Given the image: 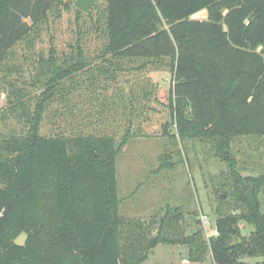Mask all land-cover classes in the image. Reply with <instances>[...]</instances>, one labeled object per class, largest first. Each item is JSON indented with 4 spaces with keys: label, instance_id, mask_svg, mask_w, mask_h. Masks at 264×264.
Masks as SVG:
<instances>
[{
    "label": "trees",
    "instance_id": "trees-1",
    "mask_svg": "<svg viewBox=\"0 0 264 264\" xmlns=\"http://www.w3.org/2000/svg\"><path fill=\"white\" fill-rule=\"evenodd\" d=\"M70 8L65 0H0V87L8 88L0 108V264H142L159 244L180 243L167 234L169 215L159 221V233L147 247L154 223L121 215L118 136L93 129L43 133L46 109L71 75L110 66L109 57L140 72L166 67L173 78L166 105L171 121L159 124L158 131H142L138 116L154 110L148 106L152 91L144 85L140 102L132 97L125 104L126 127L119 125L124 142L141 136L206 138L229 166L228 197L236 196L246 212L219 216L217 235L198 248L210 250L214 264H251L244 257H261L264 264L259 200L264 177L242 176L231 153L232 137L264 136V0H102L89 14L76 9L77 18L90 21L87 32L104 40L99 58L87 56L81 39L67 65L60 64L53 43L48 59L36 56L50 14L58 20ZM203 11L206 19L193 18ZM20 46L40 65L45 79L40 89L32 78L28 83L10 74ZM19 83L38 92L32 97ZM103 101L106 108L108 98ZM104 113L110 118L119 110ZM240 221L254 226L249 236ZM23 232L29 239L19 247L15 240Z\"/></svg>",
    "mask_w": 264,
    "mask_h": 264
},
{
    "label": "rangeland",
    "instance_id": "rangeland-1",
    "mask_svg": "<svg viewBox=\"0 0 264 264\" xmlns=\"http://www.w3.org/2000/svg\"><path fill=\"white\" fill-rule=\"evenodd\" d=\"M65 1L71 8L63 12L58 20L50 14L49 22L43 25L41 37L37 40L36 56L42 54L48 59L53 43L60 64L63 60L67 65L68 57L76 55V44L81 39L87 56L93 60L101 55L100 40L103 39L96 38L98 33L91 29L90 33L87 32L90 21L85 15L77 18V0ZM193 18L206 19L207 12L203 11ZM16 50L19 57L12 62L16 66L10 73L12 77H19L28 83L32 78L37 82L36 88H42L44 74L40 65L36 64L37 61L33 60L34 56L25 47L20 46ZM109 58L110 66L105 65L101 69L94 65L88 73L83 70L73 73L71 81L61 90L57 89L56 93L60 91L55 101L45 112L43 133L58 136L93 129L111 131L118 136L115 148L118 150L117 195L121 215L126 219H142L150 225L154 223L146 236L147 242L144 241L145 247L159 233V221L166 215L170 216L167 234L180 241L178 244H159L142 264H214L210 250L203 251L198 248L199 245L217 235L215 223L219 216L246 212V205L238 202L236 196L228 197L227 193L232 191L228 164L216 154L214 141L206 138L180 140L178 136H141L124 142L122 137L126 124L122 113L125 112V104L130 105L132 97L137 104L144 85L147 91H152L153 97L148 106L154 110L149 115L138 116L142 131L152 133L159 129V124L171 121L166 105L171 96L173 78L166 67H154L140 72L127 69L119 59ZM71 83L79 90H72ZM2 86L0 108L5 106L8 95V88ZM18 87L28 89L32 97L38 92L30 84L19 83ZM132 89H136L135 94L129 97ZM78 95L80 98H77ZM105 97L108 98L105 101L106 108L103 106ZM112 107L119 110V114L112 113L108 118L104 110ZM83 110L85 113L79 115V111ZM121 123L123 128L119 127ZM11 124L9 121L7 126L11 127ZM231 153L238 162L242 176L264 177V136L232 137ZM162 166L167 168L159 171ZM259 200L264 213V184L259 192ZM239 227L246 236L254 228L246 221H240ZM244 261L261 264L263 258L244 257Z\"/></svg>",
    "mask_w": 264,
    "mask_h": 264
},
{
    "label": "water",
    "instance_id": "water-1",
    "mask_svg": "<svg viewBox=\"0 0 264 264\" xmlns=\"http://www.w3.org/2000/svg\"><path fill=\"white\" fill-rule=\"evenodd\" d=\"M98 1L99 0H77L75 3V8L82 11L85 14H89L91 12L93 6ZM28 239H29L28 234L23 232L15 240V244L19 247H24V246H26Z\"/></svg>",
    "mask_w": 264,
    "mask_h": 264
}]
</instances>
